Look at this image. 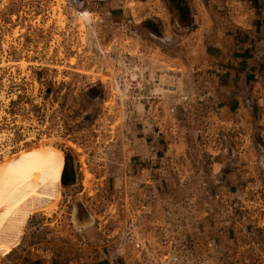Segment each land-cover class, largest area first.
Segmentation results:
<instances>
[{
    "label": "rangeland",
    "instance_id": "374dc122",
    "mask_svg": "<svg viewBox=\"0 0 264 264\" xmlns=\"http://www.w3.org/2000/svg\"><path fill=\"white\" fill-rule=\"evenodd\" d=\"M262 9L0 0V163L47 143L64 162L48 197L0 208V264H264V107L225 117L195 84Z\"/></svg>",
    "mask_w": 264,
    "mask_h": 264
},
{
    "label": "crops",
    "instance_id": "0c3cea01",
    "mask_svg": "<svg viewBox=\"0 0 264 264\" xmlns=\"http://www.w3.org/2000/svg\"><path fill=\"white\" fill-rule=\"evenodd\" d=\"M235 56L228 61L214 65L212 55L208 59L196 83L201 85L197 96H207L208 110L223 112L225 117L244 111H260L264 106L258 102L264 98V9L251 16L249 25L242 32ZM237 89V90H236ZM211 102H209V101ZM257 100V104L255 101ZM245 102V104H244ZM213 105V108H210ZM245 109L243 110V107ZM249 107L250 110H247ZM231 160V159H229ZM230 163V161L228 162ZM217 167V166H215ZM218 167H222L218 165ZM26 264H117L109 259H92L82 250L67 249L62 256H44Z\"/></svg>",
    "mask_w": 264,
    "mask_h": 264
},
{
    "label": "bare ground",
    "instance_id": "6f19581e",
    "mask_svg": "<svg viewBox=\"0 0 264 264\" xmlns=\"http://www.w3.org/2000/svg\"><path fill=\"white\" fill-rule=\"evenodd\" d=\"M63 166L62 154L52 148L50 143L22 152L15 158L4 156L0 163V186L3 187L0 192V208H3V216L12 217L10 215L13 214L12 218H16L20 206L38 195L48 197L58 189ZM3 250L4 254L10 251L7 248Z\"/></svg>",
    "mask_w": 264,
    "mask_h": 264
}]
</instances>
